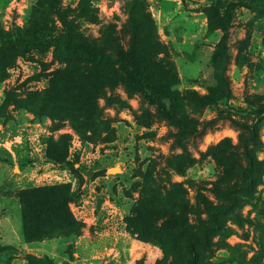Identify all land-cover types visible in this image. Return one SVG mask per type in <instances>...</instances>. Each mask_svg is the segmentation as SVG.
I'll use <instances>...</instances> for the list:
<instances>
[{
    "label": "rangeland",
    "instance_id": "374dc122",
    "mask_svg": "<svg viewBox=\"0 0 264 264\" xmlns=\"http://www.w3.org/2000/svg\"><path fill=\"white\" fill-rule=\"evenodd\" d=\"M133 1L0 0V264H185L187 235L230 204L199 264H264V0ZM134 16L150 17L154 33ZM66 34L107 61L61 58L55 45L3 48ZM132 47L169 73L185 96L178 115L196 131L128 86ZM50 139L66 142L62 161L48 158ZM48 184L67 185L81 234L10 239L20 191ZM168 223L178 235L165 250Z\"/></svg>",
    "mask_w": 264,
    "mask_h": 264
},
{
    "label": "trees",
    "instance_id": "16d2710c",
    "mask_svg": "<svg viewBox=\"0 0 264 264\" xmlns=\"http://www.w3.org/2000/svg\"><path fill=\"white\" fill-rule=\"evenodd\" d=\"M47 1L52 6H56L57 4V0ZM139 6H142V1L134 0L133 9H137ZM132 23L136 26H141L142 30H146L147 28L149 30L147 34L154 33L155 24L150 17L137 21V18L134 16ZM144 37H147V35L144 34ZM151 38H153L152 35ZM152 42L156 46H160L158 40L153 39ZM51 45H55V52L61 58L91 62L93 65L103 64L107 61V54L103 50L95 48L81 39H76L71 34H66L61 38L44 35L33 37L19 36L15 40L4 42L3 48L6 50L23 47L44 51ZM123 57L127 62V78L125 79L128 86L134 90L147 93L153 100L158 102L164 115L171 119L182 132L189 133L196 131L197 128L195 126L178 115V110L183 105L185 96L172 87V77L169 73L164 70H160L159 72L152 67H148L142 53L133 47L125 51ZM200 101L201 103L215 105L219 111L224 109V106H221L216 99L209 96L202 98ZM227 107L229 106L227 105ZM230 107L236 111L246 110L241 105L232 104ZM256 113L257 118L262 119L264 116V105L256 108ZM252 128L254 130V126ZM61 138L63 140L64 137L62 136ZM64 143H57L50 139L47 150L48 158L54 161H62L64 153L60 145L62 144L64 147ZM248 159L250 162L252 161L250 155H248ZM70 194L66 184H48L34 188H24L20 191L19 199L23 233L24 239L27 242H35L56 235L81 234L83 223L73 215L70 209ZM230 207H232V204L225 208L214 207L211 210L212 224L208 225L201 235L193 233L187 235L186 244L183 246L187 253L185 264H199L200 245H207L209 243L211 234L218 231L221 227V214L230 209ZM161 229H164L169 240L165 241L166 244H164V249L168 250L170 239L178 235V228L170 226L168 223ZM134 230L136 232L141 231ZM171 245L174 247L173 244Z\"/></svg>",
    "mask_w": 264,
    "mask_h": 264
},
{
    "label": "crops",
    "instance_id": "0c3cea01",
    "mask_svg": "<svg viewBox=\"0 0 264 264\" xmlns=\"http://www.w3.org/2000/svg\"><path fill=\"white\" fill-rule=\"evenodd\" d=\"M20 217H21V222H20ZM10 228H11V226H10ZM14 237H16V240H19V242H22V241L27 242L24 239L21 206H19V211H18V225L14 228V233H11L10 239H14Z\"/></svg>",
    "mask_w": 264,
    "mask_h": 264
}]
</instances>
